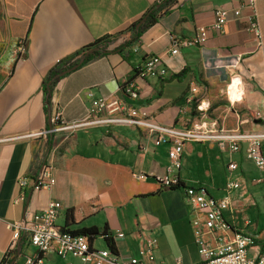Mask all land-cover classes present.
I'll list each match as a JSON object with an SVG mask.
<instances>
[{"label": "crops", "instance_id": "1", "mask_svg": "<svg viewBox=\"0 0 264 264\" xmlns=\"http://www.w3.org/2000/svg\"><path fill=\"white\" fill-rule=\"evenodd\" d=\"M156 1L5 0L10 35L24 41V49L0 83V264L11 239L7 224L29 227L27 218L54 200L62 208L59 226L67 225L71 231L107 226L123 260L141 257L145 264H176L180 259L195 264L201 257L192 220L203 213L188 205L185 187H202L221 198L229 179L241 182L233 192L231 209L224 212L230 228L206 237L215 241L239 231L254 240L251 257L263 251L264 172L246 157L245 142L240 151L231 152L214 141H186L177 172L181 184L165 188L156 176L167 171L170 144L156 145L152 134L136 126H96L17 137L50 129L48 114L60 112L62 121H76L85 116L93 97L113 96L162 125L193 124L201 117L196 105L202 102L208 107L207 117L220 125L264 131V0L256 1L261 44L249 30L252 12L245 0H175L158 22L128 46L115 49L131 38L126 31L110 45L109 53L62 76L53 88L47 113L42 84L50 68L96 39L126 29ZM217 8H235L241 14H230L224 29L210 32L203 44L170 52L174 40L192 37L199 25L210 24ZM150 54L162 56L165 76L141 74ZM234 75L240 77V85ZM130 82L137 86L136 99L122 93ZM192 83L197 92L189 102ZM231 161L238 164L236 170H229ZM44 163L54 165L55 183L49 189L34 190ZM22 178L27 180L24 187L19 184ZM68 210H73L69 218ZM26 235L23 231L11 261L23 264L31 255L35 262L42 257L38 264L64 263L55 253L41 255L26 245ZM149 237L158 243L154 260L140 254ZM91 245L109 249L101 235ZM72 260L83 264L78 258Z\"/></svg>", "mask_w": 264, "mask_h": 264}, {"label": "built area", "instance_id": "2", "mask_svg": "<svg viewBox=\"0 0 264 264\" xmlns=\"http://www.w3.org/2000/svg\"><path fill=\"white\" fill-rule=\"evenodd\" d=\"M246 6L251 10L249 30L253 33L256 41L261 44L263 33L257 21V0H245ZM230 14L240 16L239 9L217 8L214 11V19L210 24L199 25L197 32L192 37H185L174 40L170 50L172 54L179 52L181 46L203 44L210 32H219L229 20ZM141 74L145 77H163L167 74V68L159 54L148 55ZM189 102L194 101L197 86L192 83ZM122 93L133 99L138 97L137 86L130 82L122 88ZM202 102L196 105V110L201 113V117L193 124L186 126L162 125L149 118L146 112L128 104L123 98L100 97L92 98L91 106L85 116L79 120L65 122L61 120V113L57 112L50 118V129L30 133L24 136H42L48 132L70 131L76 132L80 129H88L96 126L110 125H132L136 126L154 136L156 145L169 143L168 156L169 165L164 175L156 176V180L165 188L178 187L181 183L178 177V170L181 167V154L186 141L207 142L214 141L222 149L228 148L231 152L241 149V144L246 143V157L256 164L257 168L264 172V131H242L237 128H228L220 125L217 120L207 117L208 107ZM229 170L238 168V164L231 161L228 164ZM54 165L44 163L33 184L34 190L43 188L49 189L55 183L53 175ZM146 177L145 174H141ZM257 179L256 182L261 181ZM19 184L27 185L25 178L20 179ZM241 187V182L237 179H229L225 186V195L215 198L208 194L205 188L195 186L185 187V200L195 211L203 213L201 218L192 220L196 227V242L199 247L200 261L195 264H264V249L257 257L249 255V249L254 244L251 236L235 232L231 236H220L215 241L206 237L207 233L215 234L218 231L230 228L226 221L224 212L230 210L233 204V192ZM61 205L58 201H50L47 207L39 212L33 213L27 218V224L8 223L11 231V239L3 257L1 264H18L11 261V253L15 251L23 231H26V245L32 246L41 252V255L55 253L63 258V264H75L72 258H78L83 264H93L96 261H106L109 264H145L143 258L132 257L128 260L119 258L118 253L110 249H95L92 247L86 235H76L69 230L59 226L57 219L61 214ZM158 247L157 240L149 237L144 240L140 247V254L149 260H154V251ZM42 262V257H38L36 262L31 255H28L23 264H38ZM176 264H184L180 259Z\"/></svg>", "mask_w": 264, "mask_h": 264}, {"label": "trees", "instance_id": "3", "mask_svg": "<svg viewBox=\"0 0 264 264\" xmlns=\"http://www.w3.org/2000/svg\"><path fill=\"white\" fill-rule=\"evenodd\" d=\"M174 1L175 0L156 1L142 14L140 18L132 22L126 29L121 30L115 34H108L106 36L100 37L91 44L83 46L74 53L60 59L52 68H50L42 84L43 91L45 94V101H46L45 106L47 113H48V108L51 104V93L57 81L59 80L58 78H56V76L60 72L77 65L81 57L86 52L91 51V53L84 59V61L81 64H79L76 68L81 67L82 65L88 63L89 61L99 56L109 53L111 51L109 47L112 43H114L116 37L119 34L124 33L126 31L131 32L130 35L131 38L124 45H121L115 49L120 50L122 49V47L128 46L133 40L139 38L146 29H148L150 26L158 22L161 16L166 14L170 10V7L174 3ZM49 115L50 114H48V117ZM72 212L73 210H68L67 213L68 218L72 216L73 214ZM65 229H67V225L65 226ZM69 231L76 235H86L89 238L90 242H92V240L97 235H101L104 238V240L108 243V248L112 252L118 253L114 237L112 236L107 226H105L102 229L92 226V227H85L80 230H75V231L69 230Z\"/></svg>", "mask_w": 264, "mask_h": 264}, {"label": "rangeland", "instance_id": "4", "mask_svg": "<svg viewBox=\"0 0 264 264\" xmlns=\"http://www.w3.org/2000/svg\"><path fill=\"white\" fill-rule=\"evenodd\" d=\"M8 11L5 0H0V83L17 64L24 49V41L14 40L10 35Z\"/></svg>", "mask_w": 264, "mask_h": 264}, {"label": "water", "instance_id": "5", "mask_svg": "<svg viewBox=\"0 0 264 264\" xmlns=\"http://www.w3.org/2000/svg\"><path fill=\"white\" fill-rule=\"evenodd\" d=\"M90 53H91V51L86 52V53L81 57V59H80V61H79V63H78L77 65H75V66H73V67H70V68H68V69L63 70L62 72H60V73L56 76V78L60 79L62 76H64V75H66L67 73L71 72V71H72L73 69H75L79 64H81V63L84 61V59H85ZM49 112H50V109H49ZM50 118H51V116L49 115V124H50Z\"/></svg>", "mask_w": 264, "mask_h": 264}, {"label": "bare ground", "instance_id": "6", "mask_svg": "<svg viewBox=\"0 0 264 264\" xmlns=\"http://www.w3.org/2000/svg\"><path fill=\"white\" fill-rule=\"evenodd\" d=\"M234 80H235V82H237V84H239V85H240V83H241V79H240V77H239V76H237V75H234Z\"/></svg>", "mask_w": 264, "mask_h": 264}]
</instances>
